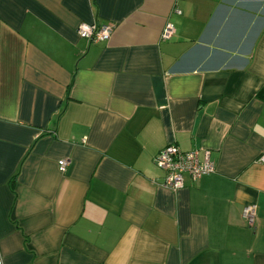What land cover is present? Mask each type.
Instances as JSON below:
<instances>
[{"label":"crops","instance_id":"crops-1","mask_svg":"<svg viewBox=\"0 0 264 264\" xmlns=\"http://www.w3.org/2000/svg\"><path fill=\"white\" fill-rule=\"evenodd\" d=\"M262 151L264 0H0L3 264H264Z\"/></svg>","mask_w":264,"mask_h":264},{"label":"built area","instance_id":"built-area-1","mask_svg":"<svg viewBox=\"0 0 264 264\" xmlns=\"http://www.w3.org/2000/svg\"><path fill=\"white\" fill-rule=\"evenodd\" d=\"M175 31L171 22H166L160 33L161 40H168ZM112 28L109 24H98L95 21L82 23L77 28V33L81 38L89 42L107 41L110 38ZM257 161L264 165V151H262ZM153 163L165 172L162 185L177 190L183 186V176L189 174L193 181L201 178L205 174L214 171V163L209 158V152L204 153V158L200 159L198 150H182L176 144L170 143L160 149L153 157ZM67 160L61 158L57 161L60 172L65 171ZM243 217L248 226H253L256 219V205L248 204L243 208ZM0 264H3V258L0 252Z\"/></svg>","mask_w":264,"mask_h":264}]
</instances>
